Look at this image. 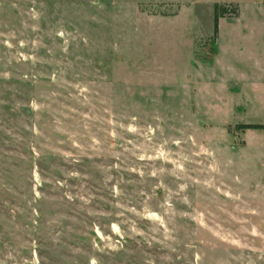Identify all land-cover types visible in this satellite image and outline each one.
Returning <instances> with one entry per match:
<instances>
[{
    "label": "rangeland",
    "instance_id": "1",
    "mask_svg": "<svg viewBox=\"0 0 264 264\" xmlns=\"http://www.w3.org/2000/svg\"><path fill=\"white\" fill-rule=\"evenodd\" d=\"M239 124L264 0H0V264H264Z\"/></svg>",
    "mask_w": 264,
    "mask_h": 264
},
{
    "label": "trees",
    "instance_id": "2",
    "mask_svg": "<svg viewBox=\"0 0 264 264\" xmlns=\"http://www.w3.org/2000/svg\"><path fill=\"white\" fill-rule=\"evenodd\" d=\"M225 7L223 5H219L217 3L213 4V27H214V31L216 30V23H217V18L218 16H222L223 14H225ZM236 128H264V125H260V124H239L236 125Z\"/></svg>",
    "mask_w": 264,
    "mask_h": 264
}]
</instances>
